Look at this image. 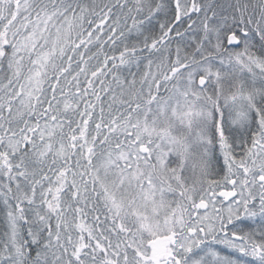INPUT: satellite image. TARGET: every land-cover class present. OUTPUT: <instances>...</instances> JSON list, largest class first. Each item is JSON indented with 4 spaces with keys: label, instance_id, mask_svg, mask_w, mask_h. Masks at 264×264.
<instances>
[{
    "label": "snow or ice",
    "instance_id": "1",
    "mask_svg": "<svg viewBox=\"0 0 264 264\" xmlns=\"http://www.w3.org/2000/svg\"><path fill=\"white\" fill-rule=\"evenodd\" d=\"M0 264H264V0H0Z\"/></svg>",
    "mask_w": 264,
    "mask_h": 264
}]
</instances>
